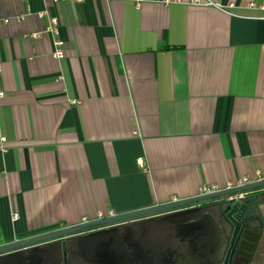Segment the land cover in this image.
Wrapping results in <instances>:
<instances>
[{"label": "crops", "instance_id": "crops-1", "mask_svg": "<svg viewBox=\"0 0 264 264\" xmlns=\"http://www.w3.org/2000/svg\"><path fill=\"white\" fill-rule=\"evenodd\" d=\"M198 1H0V246L264 181V0Z\"/></svg>", "mask_w": 264, "mask_h": 264}, {"label": "water", "instance_id": "water-1", "mask_svg": "<svg viewBox=\"0 0 264 264\" xmlns=\"http://www.w3.org/2000/svg\"><path fill=\"white\" fill-rule=\"evenodd\" d=\"M262 201L264 181L131 213L88 220L75 226L0 246V264H60L63 254L62 242H66L67 237L99 229L86 237L95 240L106 239L102 235L118 228L114 225L133 220L136 221L135 237L142 233L141 239L144 240L149 239L148 234L151 232L162 231L166 223L177 227L176 236L166 239L172 252H164L166 245L162 242L165 239L153 247L154 253L150 252V245L137 240L135 264H218L228 241L236 236L239 240L235 256L242 259L253 254L249 247L251 243L256 242L248 236L254 229L252 214H256L257 210L260 212L258 203ZM157 222L163 223V227L156 225ZM176 243L178 246L174 249ZM263 243L264 241L261 242ZM57 258L58 262L55 261Z\"/></svg>", "mask_w": 264, "mask_h": 264}, {"label": "flooded vegetation", "instance_id": "flooded-vegetation-1", "mask_svg": "<svg viewBox=\"0 0 264 264\" xmlns=\"http://www.w3.org/2000/svg\"><path fill=\"white\" fill-rule=\"evenodd\" d=\"M258 206L260 207V212L257 210L256 214H252L254 229L249 232L248 236L253 242H256L251 243L249 247L253 251V254L245 256L242 259L235 256L239 240L238 236H236L228 241L227 248L218 264H264V243L261 244L264 241V201L258 203ZM135 222L133 220L114 225V227L118 228L106 233V235H102L106 239L95 240L86 237L94 231H99V229L88 230L67 237V241L62 242L61 248L63 254L60 264H135V246L137 240L150 245L152 247L150 252L154 253L153 247L165 239L162 242L166 245L164 252L168 253L171 251V246L166 239L176 236L177 227L175 225L166 223V227H164L166 229L163 228L162 231L158 230L156 233L151 232L150 235L148 234L149 239L146 237L147 239L144 240L141 239L142 233L135 237ZM157 224H160L161 227L164 225L161 222H157ZM162 236L165 238L161 239ZM178 243L173 246L174 249L177 248ZM55 261L58 262V258Z\"/></svg>", "mask_w": 264, "mask_h": 264}, {"label": "built area", "instance_id": "built-area-1", "mask_svg": "<svg viewBox=\"0 0 264 264\" xmlns=\"http://www.w3.org/2000/svg\"><path fill=\"white\" fill-rule=\"evenodd\" d=\"M53 1L55 3H57L59 0H53ZM144 1L145 0H136L137 6L138 7H141V5H142V3ZM198 3L201 4L202 3V0H199ZM249 6H250V8H256L255 3H251ZM258 8L261 9V10H264V5H261ZM5 23H9V20L8 19H0V28ZM58 26H59L58 19H56V18L51 19V25H50V27L48 29V32L51 33L55 37V46H56V49H55V52L53 54V56L55 58H60V57H62L64 55V49H63L64 42L58 38V36H59ZM1 97H4V93H2L0 91V98ZM4 143H5V141H0V149H3L4 148ZM243 185H247V180L241 181V183H240L239 186H243ZM217 191L218 190L217 189H214V188H206V189H203L202 190V192H201L200 195L211 194V193H214V192H217ZM243 196L244 195H241V197H243ZM86 221H88V220H85V222Z\"/></svg>", "mask_w": 264, "mask_h": 264}]
</instances>
